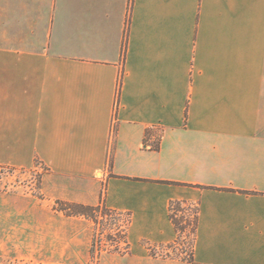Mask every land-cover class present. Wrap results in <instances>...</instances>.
I'll return each instance as SVG.
<instances>
[{
    "label": "crops",
    "instance_id": "0c3cea01",
    "mask_svg": "<svg viewBox=\"0 0 264 264\" xmlns=\"http://www.w3.org/2000/svg\"><path fill=\"white\" fill-rule=\"evenodd\" d=\"M38 162L43 198L0 190V220L36 221L42 264H87L92 224L53 204L102 198L130 252L100 264H264V0H0V165ZM173 200L191 260L149 250Z\"/></svg>",
    "mask_w": 264,
    "mask_h": 264
},
{
    "label": "rangeland",
    "instance_id": "374dc122",
    "mask_svg": "<svg viewBox=\"0 0 264 264\" xmlns=\"http://www.w3.org/2000/svg\"><path fill=\"white\" fill-rule=\"evenodd\" d=\"M41 169H43V165L39 162L37 163V167L33 169H19L0 165V190L9 193L33 194L38 198H43V195L40 193ZM53 209L56 212H61L55 209V203L53 204ZM174 215H176L180 223L179 227L183 228L179 239L176 243L161 247L159 250L154 249L153 251L162 257H189L193 241V207H186L183 211L176 210ZM86 219L90 221L93 227L92 242L95 240L94 256L91 254V243L87 264H100L101 256L104 253L122 254L113 250L114 247L116 248V242L120 241L116 234L118 227L112 224L111 221L102 222L101 218L102 223L99 221L96 225L91 219ZM35 223L36 221H31L30 219L0 220V264H42L37 259V254L29 250L31 242H37L35 235H31V230L36 227ZM12 224L14 225L13 228H11ZM118 224L119 227H122L124 220L120 218ZM123 245L122 243V246H119L120 248L123 247L121 250H124ZM30 254H33L34 257L33 255L29 256Z\"/></svg>",
    "mask_w": 264,
    "mask_h": 264
},
{
    "label": "trees",
    "instance_id": "16d2710c",
    "mask_svg": "<svg viewBox=\"0 0 264 264\" xmlns=\"http://www.w3.org/2000/svg\"><path fill=\"white\" fill-rule=\"evenodd\" d=\"M120 90V88H119ZM118 90V92H119ZM193 207L194 210V219H193V241H192V247H191V252L189 257L182 256L181 258L183 259H189L191 260L193 258V250H194V240H195V234H196V229H197V222H198V204H192L188 203L186 201H181V200H173L170 202V219L174 223L176 230L178 232V237L176 239H179L181 231H183V228H180V223L176 218V215H174V212L176 210L178 211H183L186 209V207ZM55 209L57 211L63 212L65 215L68 216H83L86 218L91 219L95 225L101 220L102 222L105 221H111L112 224H114L116 227H118L117 235L120 241L118 240L116 242V248L114 247V251H117L122 254H127L130 252V244L127 239V229L128 225L130 222V213H123L120 211H117L115 209H112L108 207L103 200L101 199L100 203L97 205H88V204H83V203H77V202H70V201H65V200H56L55 202ZM101 218V220H100ZM122 218L124 220V225L122 227H119L118 220ZM101 222V223H102ZM115 227V228H116ZM124 244V250H121L123 247H119L120 245L122 246V243ZM175 242V243H176ZM171 245V244H170ZM150 253L153 256H156L157 253H155L153 248H149ZM95 252V240L92 242V247H91V254L94 256Z\"/></svg>",
    "mask_w": 264,
    "mask_h": 264
}]
</instances>
